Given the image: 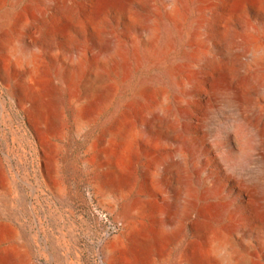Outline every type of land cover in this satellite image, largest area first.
Wrapping results in <instances>:
<instances>
[{"label": "rangeland", "instance_id": "rangeland-1", "mask_svg": "<svg viewBox=\"0 0 264 264\" xmlns=\"http://www.w3.org/2000/svg\"><path fill=\"white\" fill-rule=\"evenodd\" d=\"M162 1L135 0L128 16L107 10L92 22L91 0H70L64 13L42 0H0V264H219L200 258L189 214L171 238L150 239L155 208L164 203L161 191L169 196L167 204L180 203L168 172L164 166L157 169L152 159L173 154L179 145L188 177L193 164L202 165L209 176L215 192L206 202L215 205L222 196L235 214L228 251L239 264H264V223L249 210L248 195L239 187L247 182L264 214V134H256L263 125L256 106H264V97L246 79L258 69L239 40L228 39V48L212 46L210 55L220 68L229 66L230 57L236 58L228 86L240 89V112L212 92L217 75L208 65L194 73L190 91L188 86L171 85L166 66L132 65L130 88L115 67L114 40L126 51L140 39L135 19L148 17L151 5L159 9L160 24H167ZM219 2L230 6L235 0ZM65 17L72 25L55 32ZM182 28L183 34L174 37L164 56L176 66L192 48L189 27ZM245 29L255 34L264 29V0L244 2L226 24V31L234 34ZM14 47L32 59L16 63ZM76 52L83 54V69L72 84L63 71L70 68ZM101 54L103 60L91 70ZM178 74L189 78L184 69ZM144 80H151V88L165 96L168 118L180 139L160 136L146 124L142 128L152 143L136 140L128 151L126 173L111 182L104 169L114 164V146L105 157V140L125 114L134 113L139 127L133 91ZM206 102L210 112L205 127L196 131L194 122ZM230 128L242 135L238 147L226 142ZM189 136L195 150L191 162ZM157 140L161 146L152 145ZM157 170L160 188L155 189L150 176ZM194 179L204 190L203 179ZM125 204L133 209L123 216ZM222 219L226 225V216Z\"/></svg>", "mask_w": 264, "mask_h": 264}, {"label": "bare ground", "instance_id": "bare-ground-1", "mask_svg": "<svg viewBox=\"0 0 264 264\" xmlns=\"http://www.w3.org/2000/svg\"><path fill=\"white\" fill-rule=\"evenodd\" d=\"M45 4H56L60 13L66 12L70 0H42ZM193 0H163L162 9L164 11L167 24L161 25L156 19L158 7L150 6V14L146 18L137 17L135 19L137 26L141 31V37L135 42H131L128 50L120 48L119 43L114 40L111 49L113 58L117 60L115 67L119 69L122 82L125 87L130 88L129 78L132 65H143L151 62L165 67V75L170 80L172 86L186 88L189 91L192 88L193 75L204 65L214 68L217 80L212 88V92L222 97L226 105L233 110L241 111V92L237 87L228 86V76L232 66L237 62L236 58H229V66L220 68L218 63L211 58L213 47H229L228 39L239 40L244 53L248 56L249 62L257 67L253 75H248L247 80L254 82L253 90H257L264 97V44L259 43L261 35L264 38V29L257 34L250 29H245L240 33L226 31V24L237 16L242 10L244 2H253V0H235L230 5L220 4L219 0H196V5L192 7ZM135 0H91V18L96 22L101 14L107 10L113 11L120 16L130 14L131 5ZM192 17L190 18V16ZM72 22L65 17L54 27L55 32L63 33L69 29ZM188 26L189 39L192 42V48L189 53L180 58V65L167 63L165 54L172 48L174 37L183 34V26ZM183 29V30H182ZM190 32V33H189ZM185 34V33H184ZM260 34V35H259ZM259 35V36H258ZM211 42V43H210ZM14 61L20 63L24 60H31L32 56H27L19 48L14 47ZM103 60V55H97L91 64V70H95L98 63ZM33 62V61H31ZM83 54L76 52L71 60V66L63 71L65 79L75 84L82 73ZM189 72V78L183 80L179 77L180 70ZM252 88V87H251ZM133 89V88H132ZM134 100L138 101L137 108L140 122L139 127L134 124L133 114H125L110 132L108 139L105 140V157L110 154V147L114 146L112 156L114 164L106 166L104 175L111 182H117L127 171L128 151L136 140L144 143H152L149 133H146L142 127L148 124L151 132L160 136L171 137L173 140L180 139L175 135V131L170 123L167 109L164 106L165 96L160 90L151 88V80H144L138 83L133 91ZM136 107V103L132 102ZM256 110L262 120V127L256 130L257 135L264 134V106L257 105ZM210 112L209 103L206 102L200 114L194 122V129L201 131L205 127V117ZM82 124L81 116L78 117L77 125ZM226 142L233 147H238L242 140V135L235 129H228L226 132ZM156 146L162 143L154 141ZM173 154H165L153 158L154 165L159 169L164 166L169 174V180L172 181L176 195L180 197V203L174 205L167 204L169 196L161 191L163 204H158L154 212V220L150 230V239L162 242L177 232L178 226L187 218L189 214V225H193L196 230L198 248L197 252L201 259H211L219 264H239L236 257L228 251L229 237L234 231L233 221L235 214L227 209V204L222 196H217L218 201L215 205L206 202V198L212 191V183L208 180L205 168L202 165L189 167V177L185 170V157L182 147L177 146ZM193 139L189 136V162L193 160L194 155ZM112 150V149H111ZM175 158V160H174ZM218 158V157H216ZM193 169V172L191 171ZM193 173V174H192ZM194 176L197 180L202 178L205 183L204 190H200L194 183ZM151 185L153 188H160L159 173H151ZM238 183V182H237ZM240 190L248 195V208L252 214L256 213L259 220L264 223V214L258 211L260 208L253 200V191L247 182L239 183ZM215 194V193H214ZM133 206L125 204L121 208L120 215H129ZM176 216V218H175ZM226 216V225L221 224L223 217ZM175 218V219H174ZM145 245V244H143Z\"/></svg>", "mask_w": 264, "mask_h": 264}]
</instances>
